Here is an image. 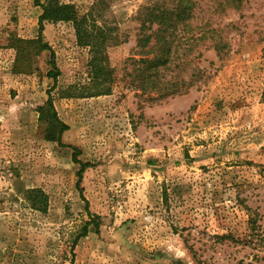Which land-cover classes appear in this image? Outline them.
I'll return each mask as SVG.
<instances>
[{
	"label": "rangeland",
	"instance_id": "374dc122",
	"mask_svg": "<svg viewBox=\"0 0 264 264\" xmlns=\"http://www.w3.org/2000/svg\"><path fill=\"white\" fill-rule=\"evenodd\" d=\"M60 1L98 2L110 90L71 23L37 49L40 4L0 0V264H264V0H196L164 70L193 84L160 97L128 59L152 0ZM49 95L63 145L38 126Z\"/></svg>",
	"mask_w": 264,
	"mask_h": 264
},
{
	"label": "trees",
	"instance_id": "16d2710c",
	"mask_svg": "<svg viewBox=\"0 0 264 264\" xmlns=\"http://www.w3.org/2000/svg\"><path fill=\"white\" fill-rule=\"evenodd\" d=\"M238 2V0H236ZM241 1V0H239ZM42 12L39 16L38 35L33 43L37 49H49L51 47L42 41L43 21H67L74 28L77 44L86 47L89 52V65L96 71V84L94 94L106 93L110 89L106 88L101 71L106 69L103 60L104 51L108 41L111 39L105 30V25L98 23L97 10L98 2L93 3L84 13H80L73 3H64L60 0H45L39 2ZM196 0H152L147 5H142L137 9V20L139 22V31L136 38V51L128 56L132 61L133 85L140 89L142 93L158 92V96H168L181 92L183 86L188 87L193 82L188 79H173L172 76L167 79L164 70L168 68L181 46L178 34L184 30L193 17ZM27 42V41H24ZM190 50L194 48L193 43H188ZM213 47L220 51L219 43H214ZM189 50L188 46L185 48ZM18 51L23 52L20 46ZM53 58V57H52ZM50 58V63L54 66V71H50L53 79H56L57 70L54 60ZM106 63V59L104 60ZM38 126L41 129L43 138L55 141L63 145L61 141L62 133L68 129L59 116L49 95L43 104L37 106ZM78 150L74 149L73 159L80 164L77 170V184L81 179L82 172L86 163L80 161L77 156ZM30 192L41 195L44 193L39 188L30 189ZM87 203V202H86ZM86 224H93L98 231V221L91 219ZM85 224L80 236L86 234L87 225ZM75 242V241H74Z\"/></svg>",
	"mask_w": 264,
	"mask_h": 264
}]
</instances>
